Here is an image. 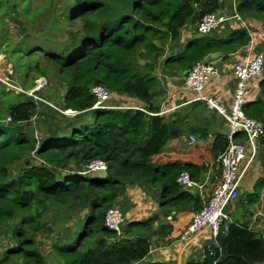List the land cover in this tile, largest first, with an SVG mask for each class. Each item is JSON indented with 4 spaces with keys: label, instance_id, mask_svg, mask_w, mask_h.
Wrapping results in <instances>:
<instances>
[{
    "label": "trees",
    "instance_id": "trees-1",
    "mask_svg": "<svg viewBox=\"0 0 264 264\" xmlns=\"http://www.w3.org/2000/svg\"><path fill=\"white\" fill-rule=\"evenodd\" d=\"M6 1L9 15L26 20L27 27L41 28L46 39L64 42L61 53L43 57L50 75L64 87L60 110L77 114L64 115L35 103L24 94L7 91L0 82L4 87L0 92V232L8 227L11 240L0 264H133L144 259L151 245L144 232L152 231L160 217H167L176 208L196 213L212 194L202 199L176 182L181 172L199 182L209 170L207 157L200 149L196 154L189 151L187 154L201 158L202 162L194 163L193 155L182 160L180 153L163 150L170 125L177 122L148 114L158 111L152 105L160 88L156 68L162 61L166 68L185 75L211 53L227 59L249 43L247 33L239 29L224 39L196 35L183 51L167 56L166 49L176 42L182 29L216 12L219 0H135L130 12L120 15L115 14L113 0H45V13L39 16L32 13V0L24 10L19 0ZM236 12L243 19L264 20V0H243ZM4 48L0 47V53L7 52L15 69L20 59L28 63L25 76L31 70L36 74L34 79L48 77L40 68L35 48L30 52L22 44ZM96 85L111 95L133 96L144 103L146 112L109 105L94 109L91 88ZM10 94L17 100H6ZM45 108L66 123L62 130L58 128L38 141L24 124H29L34 114H44ZM244 111L264 123V81L260 98L247 102ZM226 136L217 135L207 150L213 161L226 149ZM242 137L241 132L235 136ZM260 145L264 151V137ZM32 155L35 162L26 159ZM93 160L107 164L105 178L79 173ZM220 176L218 166L211 178V192L221 183ZM139 184L160 189V213L129 223L122 230L123 236H117L104 225L105 213L126 188ZM263 186L264 181H260L258 187ZM248 222L228 223L201 260L186 264H264V239ZM44 227L49 234L67 238L53 243L49 255L41 251L35 238ZM157 229L160 235H167L172 226Z\"/></svg>",
    "mask_w": 264,
    "mask_h": 264
},
{
    "label": "crops",
    "instance_id": "crops-1",
    "mask_svg": "<svg viewBox=\"0 0 264 264\" xmlns=\"http://www.w3.org/2000/svg\"><path fill=\"white\" fill-rule=\"evenodd\" d=\"M113 1L115 14L120 15L129 13L135 0ZM241 1L243 0H219V7L215 13L224 17V21L207 35L216 39H224L234 31L242 29L249 37V43L237 52L230 54L227 59H222V55L219 53L218 57L212 61L219 68L220 77L211 78L205 86L203 94L216 98L223 105L230 104V98L235 87V79L232 74L234 65L246 59L248 54L252 56L264 50V20L240 18L236 12V7ZM196 35L198 34L195 31V25H186L176 42L166 49V55L171 56L183 51L186 44L192 41ZM155 72L160 81V88L155 93L152 105L157 107L158 111L156 113L148 112V114L164 117L168 122L173 120L177 122V124L170 125V135L168 143L163 148L164 151L180 153L182 160H187L193 155L194 163L202 162L200 161L201 158H197L199 154L194 155L198 152L197 149L206 155L205 165H208L209 170L206 174L201 175L195 186L184 190L197 194L202 199H207L208 195L212 193L210 188L212 183H210V179L205 184V180L208 173H213L212 169L216 165V161L210 159L206 152L211 148V144L217 135L228 134V124L215 111L205 109L203 102L194 100V96L184 84V74L172 68H166L162 61H160ZM263 81L264 71L249 81L246 103L260 98ZM106 105L113 108H132L146 112L144 103L130 95L112 94ZM203 133L206 140L202 138ZM191 136L196 139L193 144H189V137ZM238 139L241 140V138ZM261 147L259 145L255 158L245 171L243 169L247 159L240 166L243 175L239 192H245L246 199L249 198L252 204L251 217L243 218L244 214H240L238 217H232V221H249V228L264 239V186L258 187L259 182L264 181V152L261 151ZM189 151H194V154H187ZM159 201V188H153L147 184L126 188L116 201V205L122 211L125 219L123 228H126L131 222H141L153 214L160 213ZM168 216L171 217V220L167 219ZM168 216L160 217L159 222L153 224L150 237H146L150 238L154 250H150L144 259L133 264H186L189 261L201 260L204 256L203 251L216 245V240L211 237L207 230L195 237L183 238L182 233L190 223L193 212L179 207ZM232 221L230 223H233ZM162 225H171V232L167 235H160L161 230L157 228ZM165 241L167 242L165 243Z\"/></svg>",
    "mask_w": 264,
    "mask_h": 264
},
{
    "label": "built area",
    "instance_id": "built-area-1",
    "mask_svg": "<svg viewBox=\"0 0 264 264\" xmlns=\"http://www.w3.org/2000/svg\"><path fill=\"white\" fill-rule=\"evenodd\" d=\"M237 19H240L237 17ZM224 17L215 12L205 14L202 19L195 25V31L200 36H207L214 31L222 22ZM1 56V62L4 55ZM2 64V63H1ZM264 71V50L257 52L242 62L234 65L232 74L235 79L230 104L223 105L216 98L204 95L205 86L211 78H219L220 70L212 61H200L184 75V84L194 96V100L204 103L207 110L215 111L222 116L228 124L227 147L218 157L216 165L212 172L221 169V183L214 189L209 200L203 205L202 209L193 214L190 223L185 228L183 238L195 237L203 231H209L211 237H216L223 230H227L228 223L231 222L229 215L225 213L226 207L234 202L239 196L240 181L246 167L250 165L259 150L261 139L264 137V123L251 118L245 114L244 106L246 104L247 85L249 81ZM6 75L0 77V82L5 86L7 91L15 94H24L36 102L43 103L44 98L36 95L39 90H44L48 86V81L44 77L37 78L34 82L33 89L24 90L12 80L11 66H8ZM1 76V74H0ZM91 94L95 97L94 109L106 108L105 105L111 97V93L103 86H93ZM64 115L73 116L77 114L71 110H59ZM150 115V114H149ZM10 121L9 118L6 119ZM243 133V139H236L238 133ZM196 141L194 137H189V144ZM247 159L243 171H240L241 163ZM97 170L107 171V164L102 160H93L81 172V175L96 174ZM213 173H208L205 184L210 181ZM178 185L183 189H191L196 185L187 172H181L176 179ZM118 200V199H117ZM171 220V217H167ZM124 217L116 203L111 206L105 213L104 225L117 236H123ZM205 250L203 251V254Z\"/></svg>",
    "mask_w": 264,
    "mask_h": 264
},
{
    "label": "rangeland",
    "instance_id": "rangeland-1",
    "mask_svg": "<svg viewBox=\"0 0 264 264\" xmlns=\"http://www.w3.org/2000/svg\"><path fill=\"white\" fill-rule=\"evenodd\" d=\"M53 1V0H52ZM45 0H32V6L30 5L29 0H19V7L21 9H28V6H31L32 13L34 12L39 14L45 13L42 8L44 7ZM3 5V7H1ZM54 3H51V6H53ZM2 8V9H1ZM9 7L6 0H0V47L2 49H6L4 47H7L8 45L13 47L17 44H22L25 47L26 52L29 51V49L34 50V48L39 51L37 57L38 61L40 63V68L42 71H45L47 73V78H45L48 81V86L44 90H39L36 92V95L39 97H43L44 101L43 104L46 107H49L55 111L60 110L61 102H62V96L64 92L63 85L58 81L55 80L52 75L48 72V63L44 60V54L52 55L53 54H59L64 50V42H57V40H49L45 37H42V29L30 25L27 27V21L19 19L17 15H9ZM36 10V11H34ZM69 12V11H68ZM67 12V13H68ZM64 28H67L65 25ZM24 49V48H23ZM30 52V51H29ZM36 54V52H34ZM0 55H6L4 57L3 62H1V56H0V74L6 75L5 71L8 66H11L12 70V80L22 87L24 90L27 89H33L35 87V80L36 74L34 75L33 71H29L27 73V78L25 79V73L28 71L27 66L28 63L24 59H20L19 61V67L16 69L14 68L13 64L10 63L8 60V54L7 52H2ZM34 62V60H33ZM2 63V64H1ZM16 71L18 72V75L16 74ZM40 78V77H39ZM34 79V81H33ZM33 82V85L29 88L31 83ZM3 86L0 84V92L3 91ZM6 100L14 102L17 99L12 94L8 95L6 97ZM33 100V99H32ZM35 103H39L33 100ZM71 116V115H70ZM66 121H60V118L57 117V115L54 114L53 111L49 110L48 108H45L44 114L40 116V114L36 115L34 114L31 118V121L29 124H24V129L32 136L36 137L38 141H40L42 138L52 135L54 131H58V128L63 129V126H65ZM263 149V148H262ZM261 149V151H263ZM264 152V151H263ZM27 160L30 159L32 162H35L36 157L34 155L27 157ZM25 159V160H26ZM24 162L20 163L16 168L13 169L12 174L17 172L19 168L22 167ZM238 198L230 203L226 209L225 213L229 215L230 220L232 221V217L235 218V216L238 217L240 214H244L242 217L248 218L251 217V210H252V204L248 198L246 199L247 195L239 192ZM240 220V219H239ZM125 222V219H124ZM233 222V221H232ZM73 222H70L69 225H72ZM124 225V224H123ZM71 237V234H68V238ZM36 239L40 245L41 251L44 252L46 255H49L51 252V245L53 243H62L67 238L64 236L61 238V234H49L44 227V230H42L40 233L37 234ZM9 237V230L8 227L0 232V257L3 256V252L7 244L10 242Z\"/></svg>",
    "mask_w": 264,
    "mask_h": 264
},
{
    "label": "water",
    "instance_id": "water-1",
    "mask_svg": "<svg viewBox=\"0 0 264 264\" xmlns=\"http://www.w3.org/2000/svg\"><path fill=\"white\" fill-rule=\"evenodd\" d=\"M219 53L215 52V53H211L209 55H207L205 57V61H211L214 60L218 57ZM264 173V171H263ZM96 175H98L100 178H105L107 176V171H103V170H97L96 171ZM86 213V210L82 212L81 217H83V215ZM144 236L145 237H150V231H146L144 232ZM150 250L153 251L154 250V246L151 244L150 245Z\"/></svg>",
    "mask_w": 264,
    "mask_h": 264
}]
</instances>
